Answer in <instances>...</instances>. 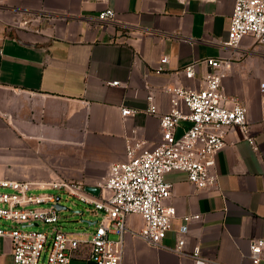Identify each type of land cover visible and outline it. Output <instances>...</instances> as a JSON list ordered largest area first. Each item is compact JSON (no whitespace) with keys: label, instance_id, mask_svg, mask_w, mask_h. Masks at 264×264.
I'll return each mask as SVG.
<instances>
[{"label":"crops","instance_id":"0c3cea01","mask_svg":"<svg viewBox=\"0 0 264 264\" xmlns=\"http://www.w3.org/2000/svg\"><path fill=\"white\" fill-rule=\"evenodd\" d=\"M234 6L235 0H0V179L99 185L112 162L127 159L129 142L151 146L161 138L159 114L147 110L149 93L167 111V85L201 87L212 70L205 59L230 56L223 90L247 105L257 147L234 126L216 155V185L200 188L186 171L167 173L174 183L168 203L177 214L165 242L175 244L184 215L200 213L187 222L188 250L199 245L220 262L254 264L250 239L264 237V44L252 34L237 48L226 44ZM106 7L116 16L102 21L98 12ZM34 13L44 17L41 30L17 25ZM164 55L165 69L157 71ZM193 62L188 77L184 69ZM122 106L137 111L123 115ZM127 223L139 229L144 221L130 213ZM12 263V240L0 235V264ZM71 264L96 263L81 250ZM123 264L196 263L128 231Z\"/></svg>","mask_w":264,"mask_h":264},{"label":"built area","instance_id":"2783aa9c","mask_svg":"<svg viewBox=\"0 0 264 264\" xmlns=\"http://www.w3.org/2000/svg\"><path fill=\"white\" fill-rule=\"evenodd\" d=\"M115 16L112 7L98 12L102 21ZM43 18L40 13L30 14L17 25L39 31L41 28L37 24ZM228 34L226 44L233 48L239 47L247 34L264 44V0H235ZM167 61L168 56H162L157 71H163ZM205 61L212 70L205 75L201 87L183 84L165 87L171 102L167 111L161 112L154 94H148L147 110L159 114L162 136L151 146H144L145 141L129 142L127 159L109 165L99 184V196L86 191L82 179H0V186L8 188L0 191V219L10 221L0 225V235L12 240V264H71L81 250L96 264H123L128 231L150 245L191 256L196 264H229L204 255L199 245L191 250L186 248L187 222L199 218L200 213L184 215L175 244L165 242L177 214L176 206L168 203L174 183L166 178L167 173L186 171L189 181L200 188L216 185V155L227 145V134L234 126L240 127L249 142L257 147L255 138L248 135L247 105L237 95L226 94L223 90L232 58L208 57ZM196 64L193 62L185 67L188 77L195 75ZM110 83L121 82L113 80ZM121 110L123 115L137 111L128 106H122ZM179 127H182L181 132ZM35 185L37 188L65 189L92 205L101 215L95 228L80 233L64 230L59 224L60 209L55 205L60 198L52 192L34 193ZM43 203L46 205H41ZM130 213L142 216L144 223L139 229L128 226ZM35 222L50 224L51 230L32 228ZM250 258L254 264L264 259V237L250 239Z\"/></svg>","mask_w":264,"mask_h":264},{"label":"rangeland","instance_id":"374dc122","mask_svg":"<svg viewBox=\"0 0 264 264\" xmlns=\"http://www.w3.org/2000/svg\"><path fill=\"white\" fill-rule=\"evenodd\" d=\"M6 189L8 188L0 186V191ZM33 192H52L55 193L56 196H60V203L67 206V208L60 209L59 224L64 230L80 233L84 229H93L95 228L96 223L91 224L88 220H94L101 216L92 205L83 202L77 196L69 193L65 189L53 187L35 188L33 189ZM41 205H46V203ZM77 210H82L83 212H78ZM32 228L51 230V225L41 222L39 225L32 226ZM112 236L114 235L112 234Z\"/></svg>","mask_w":264,"mask_h":264},{"label":"water","instance_id":"95a60500","mask_svg":"<svg viewBox=\"0 0 264 264\" xmlns=\"http://www.w3.org/2000/svg\"><path fill=\"white\" fill-rule=\"evenodd\" d=\"M84 189L94 195L99 196L101 194V186L100 185H95V184H85L84 185ZM58 198H60V196H58ZM55 205L59 208V209H63V208H67L66 205L61 204L60 201L56 202ZM78 212H83L82 210H77ZM85 220V219H82ZM88 222L90 223V221L88 220ZM33 225H39L38 222L33 223Z\"/></svg>","mask_w":264,"mask_h":264}]
</instances>
